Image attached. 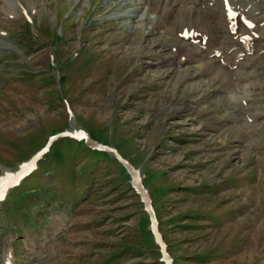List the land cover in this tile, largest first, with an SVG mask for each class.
I'll list each match as a JSON object with an SVG mask.
<instances>
[{
	"label": "rangeland",
	"instance_id": "1",
	"mask_svg": "<svg viewBox=\"0 0 264 264\" xmlns=\"http://www.w3.org/2000/svg\"><path fill=\"white\" fill-rule=\"evenodd\" d=\"M35 1L0 0V174L82 131L140 170L172 264H264V55L234 109L214 76L165 66L172 45L183 56L176 35L107 21L133 0ZM131 181L112 155L58 138L0 203V256L13 242V264H163Z\"/></svg>",
	"mask_w": 264,
	"mask_h": 264
},
{
	"label": "bare ground",
	"instance_id": "2",
	"mask_svg": "<svg viewBox=\"0 0 264 264\" xmlns=\"http://www.w3.org/2000/svg\"><path fill=\"white\" fill-rule=\"evenodd\" d=\"M27 1L32 9L34 3L37 4L35 0ZM6 2L8 5L15 6L18 4L21 7V0H6ZM230 2L239 12L240 16H244L245 18L249 17L255 23V27L252 30H242L243 35H250L252 37L251 42L253 45L252 53L245 54L243 57H239V54L243 52L241 44L239 43L241 35L236 38L235 35L230 34L231 30L228 28L230 22L226 20L222 5L223 0H133V2H129L134 6L132 9L125 13L112 14L106 19L125 20V25L131 29L132 27H145L148 33L152 31L150 33L151 35H157L160 32L167 33L169 36L176 35V40H178L179 46L183 51V56L181 57L178 54V44L172 45L170 53L166 58L168 59L171 56L174 60L173 63L168 62L169 65L165 66H173V64H176V67L181 69V71L187 68H194L197 73L199 72L203 76L208 78L214 76L213 79L219 80L223 85L220 86L221 95L228 98L231 103L230 107H241L244 109L243 103L248 104L253 97L252 85L255 76L253 73L257 72L254 69L255 62L264 55V53L261 54V51L264 50V0H230ZM243 3H246V7L242 10L241 5ZM247 5L251 6L247 8ZM32 9L30 8V11ZM203 11H207V13ZM9 13L8 18L17 15V13L13 12ZM178 21H181V23L179 24ZM185 29L201 32L202 35L207 36L205 50L201 46L202 38H196L199 39V42L196 44H190L189 40L181 38ZM210 34L212 38L209 37ZM220 39L232 40L235 43L231 47H225L223 43L219 46L217 41ZM218 51H222L220 58H216V52ZM231 54H233L232 58H230ZM244 59L247 63H242ZM167 61L164 63H167ZM233 66H235V70L230 68ZM248 68L253 70L247 72ZM241 73L244 75H241ZM252 79L253 81H251ZM254 121L256 119L251 121V124H254ZM256 123L258 122L256 121ZM229 126L228 128H230ZM238 128L243 132L245 130L243 126H238ZM231 129L236 131V126H232ZM246 133L248 131L246 132L245 130V136ZM5 248L7 251L6 259L11 261L12 251L8 243ZM32 251L34 252V250Z\"/></svg>",
	"mask_w": 264,
	"mask_h": 264
},
{
	"label": "snow or ice",
	"instance_id": "3",
	"mask_svg": "<svg viewBox=\"0 0 264 264\" xmlns=\"http://www.w3.org/2000/svg\"><path fill=\"white\" fill-rule=\"evenodd\" d=\"M5 190L6 189H5L4 183L2 181H0V199L3 198V193H4Z\"/></svg>",
	"mask_w": 264,
	"mask_h": 264
},
{
	"label": "trees",
	"instance_id": "4",
	"mask_svg": "<svg viewBox=\"0 0 264 264\" xmlns=\"http://www.w3.org/2000/svg\"><path fill=\"white\" fill-rule=\"evenodd\" d=\"M147 232L149 233V234L148 233L147 234H148V237L150 238L151 237L150 232L149 231H147Z\"/></svg>",
	"mask_w": 264,
	"mask_h": 264
},
{
	"label": "water",
	"instance_id": "5",
	"mask_svg": "<svg viewBox=\"0 0 264 264\" xmlns=\"http://www.w3.org/2000/svg\"><path fill=\"white\" fill-rule=\"evenodd\" d=\"M90 145H91V146H95V144H93V143H90Z\"/></svg>",
	"mask_w": 264,
	"mask_h": 264
}]
</instances>
